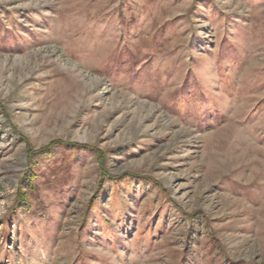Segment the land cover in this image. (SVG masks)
<instances>
[{
    "label": "rangeland",
    "instance_id": "1",
    "mask_svg": "<svg viewBox=\"0 0 264 264\" xmlns=\"http://www.w3.org/2000/svg\"><path fill=\"white\" fill-rule=\"evenodd\" d=\"M0 264H264V0H0Z\"/></svg>",
    "mask_w": 264,
    "mask_h": 264
}]
</instances>
